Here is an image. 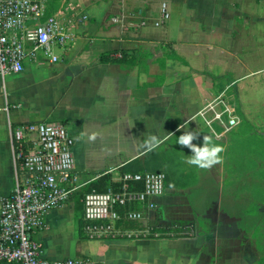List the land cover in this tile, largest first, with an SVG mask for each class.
I'll return each mask as SVG.
<instances>
[{"label":"crops","instance_id":"crops-1","mask_svg":"<svg viewBox=\"0 0 264 264\" xmlns=\"http://www.w3.org/2000/svg\"><path fill=\"white\" fill-rule=\"evenodd\" d=\"M62 2L64 10L51 13L66 27L51 45L57 61L41 55L0 78V195L24 178L13 158L15 126L61 122L74 138L73 191L46 212L36 236L41 255L89 264H264V197L251 190L264 188V0ZM109 54L121 61H100ZM185 131L199 133L192 143L207 136L221 145V159L188 164L191 149L176 143ZM134 160L165 175L162 196L138 225L158 212H194V234L82 238L74 194L102 175L113 183Z\"/></svg>","mask_w":264,"mask_h":264},{"label":"built area","instance_id":"built-area-1","mask_svg":"<svg viewBox=\"0 0 264 264\" xmlns=\"http://www.w3.org/2000/svg\"><path fill=\"white\" fill-rule=\"evenodd\" d=\"M50 2L0 0V78L21 73L28 63H39L41 55L57 61L51 45L55 38L63 41L66 27L47 14ZM11 136L15 166L24 178L16 181L10 194L0 195V264H89L84 258L43 257L36 239L45 227L46 212L64 206L73 191L74 138L61 122L21 124ZM113 183L116 188L93 190L81 198L83 230L89 239L132 234L134 230H122L117 224H139L145 212L155 208L154 199L164 192L165 175L124 173Z\"/></svg>","mask_w":264,"mask_h":264},{"label":"rangeland","instance_id":"rangeland-1","mask_svg":"<svg viewBox=\"0 0 264 264\" xmlns=\"http://www.w3.org/2000/svg\"><path fill=\"white\" fill-rule=\"evenodd\" d=\"M62 1L63 0H57V2L54 4V5H56L55 6L56 9L62 5L61 9L64 10L63 8L66 6V3H64ZM49 11H50V9H49ZM49 11H48V14H51L53 12V11L52 12H49ZM70 12L74 13V11H70ZM262 166H264V163L262 164ZM256 181H257V179L252 177L251 186L255 185L257 183ZM262 183H264V181H262ZM251 190H253V192H258V191L261 192V190H262L261 195H263V197H264V188H262V189L261 188H251ZM253 216H254V218H256L257 215L253 214ZM183 218H185V219H174L173 216H171L170 214H167L165 211L164 212H158V213L154 214V218L152 219V221H149V222L145 223V225L138 228L137 230H134V232L132 234H128V235L124 234L120 237H150V236H153V237H158V236L174 237V236H190V235L194 234L195 229H198L194 226V224L198 220V218H196L195 213L194 212H183ZM200 222H202V220H200ZM201 224H203V223H201ZM204 228H205V226H204ZM262 229H263V227H262ZM247 233H249V231ZM248 237H250V235H248ZM252 238H258V237L254 236V234H253Z\"/></svg>","mask_w":264,"mask_h":264},{"label":"trees","instance_id":"trees-1","mask_svg":"<svg viewBox=\"0 0 264 264\" xmlns=\"http://www.w3.org/2000/svg\"><path fill=\"white\" fill-rule=\"evenodd\" d=\"M56 2H57V0H55V1L51 0L49 8L47 10V14H48L49 9H50L49 12H52L56 9L55 8L56 5H54ZM112 55L113 54L102 55L100 57V61L103 63H105V62L116 63V62L121 61V59L114 58ZM237 112H238V110H237ZM145 167L147 170H149L151 172H160L158 169L150 168L148 165H146ZM143 169L144 168L141 165L140 161L134 160V161H131L128 164H126L123 168H121L120 173L121 174H124V173H141L144 171ZM109 187L116 188L117 184L110 182V177L108 175H102L99 178L95 179L94 181L88 183L87 185L82 187L79 191H77L74 194V198H75L74 201H75V204L77 205L76 208H78V210H79V207H81L79 205V201L84 194L91 192L93 190L97 191V192H106ZM137 188L140 189L141 187L137 186ZM85 224H86V222H82L80 224L81 232H82ZM117 227H121L122 230H137L138 228H140V226L138 224L132 223V222H119L117 224ZM158 237H165V236H158ZM174 237H183V236H174ZM82 238H87V236L86 237L82 236ZM127 238H135V237H120L119 236V237H115V238H105V239H127ZM145 238H154V237L150 236V237H145ZM166 238H172V237H166Z\"/></svg>","mask_w":264,"mask_h":264},{"label":"clouds","instance_id":"clouds-1","mask_svg":"<svg viewBox=\"0 0 264 264\" xmlns=\"http://www.w3.org/2000/svg\"><path fill=\"white\" fill-rule=\"evenodd\" d=\"M198 134V132L194 131H185L177 137L176 143L185 145L191 149L192 154L188 155L187 158L188 164L195 165L199 168H207L221 159L219 153L223 151V148L221 145L213 144L207 136L203 137L202 144L192 143ZM152 140L156 141V137L153 136Z\"/></svg>","mask_w":264,"mask_h":264}]
</instances>
